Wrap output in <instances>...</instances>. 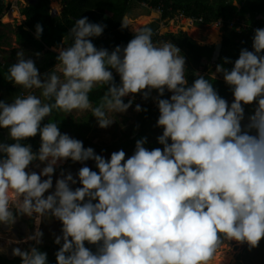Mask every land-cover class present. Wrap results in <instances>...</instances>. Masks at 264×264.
Wrapping results in <instances>:
<instances>
[{
  "label": "clouds",
  "instance_id": "clouds-1",
  "mask_svg": "<svg viewBox=\"0 0 264 264\" xmlns=\"http://www.w3.org/2000/svg\"><path fill=\"white\" fill-rule=\"evenodd\" d=\"M129 27L133 39L109 51L92 42L105 26L79 18L71 43L53 49L58 71L41 75L24 52L7 70V81L29 90L0 101V129L12 141L0 142V226L21 217L35 225L25 238L30 246L12 249L21 264H48L40 225L52 220L62 225L56 264H210L225 241L251 250L264 239V28L230 70L228 58L216 67L232 92L229 104L203 75L189 86L185 57L172 42L157 46L150 28L135 29L125 17L121 29ZM42 32L37 24V39ZM97 87L106 91L93 107L89 94ZM153 91L162 147L149 150L142 137L127 158L122 149L105 158L48 120L54 110H91L107 129L137 94L146 101ZM166 91L169 99L162 98ZM254 103L244 123L245 106ZM135 111H142L139 104ZM38 134L34 152L25 141ZM68 161L83 166L75 176L60 171L54 184L56 169ZM33 164L44 166L36 172Z\"/></svg>",
  "mask_w": 264,
  "mask_h": 264
},
{
  "label": "trees",
  "instance_id": "trees-1",
  "mask_svg": "<svg viewBox=\"0 0 264 264\" xmlns=\"http://www.w3.org/2000/svg\"><path fill=\"white\" fill-rule=\"evenodd\" d=\"M66 7L60 15V17L52 18L50 15V1L49 0H37V3L22 10L21 15L26 18L24 25L19 28L17 35V42L21 46H29L35 51L42 53L43 60L39 66H37L40 73L48 71L58 65L56 60V54L52 53L49 49L61 46L63 42L67 45L71 43L68 36L69 30L73 27L74 22L79 18L87 17L89 22L98 23L105 26L103 34L98 38H93L92 42L96 48H105L112 51L116 46H126L127 43L133 39L134 34L128 32V29H121V21L127 14L132 4L148 3L152 7H161V20L172 19L175 14H183L184 18L201 20L199 25H212L222 20L224 24V37L221 43V52L216 62V67L222 64L225 58L230 59L233 63L224 65L229 70L232 68L236 59H238L240 51L244 48L252 51V38L254 35L253 28H264V0H64ZM234 1H237L239 8L233 5ZM96 10L98 13H93ZM8 11V7H5L3 0H0V26L4 14ZM95 12V11H94ZM5 19V18H4ZM244 20L248 25V29L237 33L235 30L228 28V24L235 20ZM40 24L43 28L42 35L39 39L35 35V26ZM27 28L29 31H24L23 28ZM147 28L152 30L153 43L160 38L163 40H169L179 49L185 51L189 56L194 58L196 66L200 64V60L205 58L207 61H211V57L214 51V46H199L191 38L184 34L172 35L170 33L159 36L157 31L159 29L158 23H152ZM145 28V27H144ZM143 29V28H142ZM2 36H0V41ZM65 46V47H66ZM7 67H4L0 63V92H4L0 97V101H12L19 96L17 90L13 88V83L7 81ZM115 82L119 84L120 78L115 73ZM186 78H188L189 86L193 83L195 78L199 75L205 76L213 83L214 89L218 94L226 99L228 102L233 97L232 92L228 85L224 81L212 78L209 74L203 72H197L190 67L186 69ZM106 91V88L97 87L89 94V99L93 107L97 106ZM156 95L157 93L153 91ZM163 99L165 97H162ZM127 103L128 100L124 99ZM231 104V103H229ZM253 105L245 106V111ZM144 113V122L146 123L150 118V111ZM63 112L54 110L48 120L57 123L60 131L66 129L72 123H69L63 117ZM92 113L90 112L86 119L80 120L81 124L77 128L84 127L88 121L92 120ZM46 119L42 122L46 124ZM146 127L145 124L141 128ZM3 130V129H2ZM134 130V129H132ZM5 135L0 133V142L12 143L7 138V130L2 131ZM85 137L84 134L81 135ZM144 137V131L139 130L132 132L130 136L125 135L127 142L121 146L135 145L136 140ZM25 143L31 144L34 152L38 151L40 147L39 134L36 137L30 138ZM84 147H91L90 141L86 140L83 143ZM146 147L149 150L162 147L157 142L147 143ZM32 225V222L28 223ZM93 252H95V246L85 244ZM59 250V247L53 248H40V251L47 253L48 264H56L55 253ZM0 264H21L19 258L9 259L0 255Z\"/></svg>",
  "mask_w": 264,
  "mask_h": 264
},
{
  "label": "rangeland",
  "instance_id": "rangeland-1",
  "mask_svg": "<svg viewBox=\"0 0 264 264\" xmlns=\"http://www.w3.org/2000/svg\"><path fill=\"white\" fill-rule=\"evenodd\" d=\"M11 0H7L10 2ZM62 2V1H61ZM14 3V2H13ZM57 4V5H54ZM141 4V3H140ZM235 4V3H234ZM52 9L58 11V14L61 11V5L56 2H52L50 4ZM135 10V11H132ZM127 19L130 25L135 29H142L143 27L152 24V22H157L159 25L158 35L161 37L168 33L172 35L184 34L191 38L195 43L199 46H214L217 43L222 42L224 37V24L218 22L212 25H199L196 22H189L188 19L180 17L179 14H175L172 19H160V14L152 11L150 5L147 4L146 7L138 5L135 2L131 7V10L128 11ZM1 23L3 26H0V36L2 39L0 41V63L3 64L4 67L9 68L11 65L15 64L17 61V52H24V55L27 58H31L34 60L36 67L40 65L43 60V52L39 53L35 51L33 48L29 46H21L17 42V35L19 33V28L21 27L22 20L19 18L18 14H13L11 17L5 16L3 17ZM25 28V27H24ZM131 32V27L128 28ZM212 30H216L218 32V42H213L210 40V33ZM164 42H170L169 40H163L160 38L154 44L157 46L162 45ZM54 48H51L50 51L57 55ZM181 54L185 57L186 61V69L190 67L191 69L197 72H203L205 74H209L212 78H214V74H216V62L212 63L211 61H207V59L203 58L200 60V64L196 66L194 63V58L189 56L185 51L180 49ZM56 67V66H55ZM54 67V68H55ZM54 68L40 73L44 75ZM58 71V65H57ZM216 79L223 80L222 75L216 74ZM13 88L18 91L19 96H25L29 94V90H25L20 86H14ZM31 92L37 96H40V90H31ZM4 92H0V97ZM171 93L165 92V98L169 99ZM156 94L152 92L151 97L148 100H143L141 95L137 94L133 100L132 107L126 113L113 115L114 123L108 127L107 129H100L97 125L95 118L88 121L87 125L84 127L77 128L80 120L86 119L91 110L80 112L73 111L71 113H63V117L70 125L66 129L62 130V134H68L70 137L75 138L77 140L82 141L83 143L88 140L91 143V148L97 154H101L105 156V158L110 157L111 153L119 150H124L126 153V158L131 156L134 152L135 145H127L121 146L127 140L125 139V135L130 136L132 132H136L142 129L144 131V137H147L148 143L157 142V137L162 134V129L156 127V122L159 117V111L157 104L155 103ZM42 98V97H41ZM130 97H126L124 99H129ZM15 99V98H14ZM43 99V98H42ZM233 101V97L229 100V103ZM10 103V101H8ZM139 104L142 108V111L137 113L135 111L136 105ZM255 106L249 107L245 111V121L247 123V119L250 115L254 113ZM150 111V118L145 123L144 122V113L146 111ZM81 124V123H80ZM145 124L146 127L141 128ZM134 129V130H132ZM0 131H4V129H0ZM84 134L85 137L81 135ZM44 165H40V168L35 167V164L30 165V169L32 171L39 172L40 169ZM83 165L76 163L73 164L71 161L66 162L60 168L56 169V172L53 176V183L55 184V180L59 178L60 171L71 172L74 176L78 173L79 169ZM87 166L92 170H96L94 166V162H87ZM79 187V184L73 186ZM47 195V194H46ZM32 222V225L28 223ZM23 225L24 234L14 235L12 231L17 229L19 225ZM34 221L27 218L21 217L17 220L15 224H9L8 226H0V255L12 258V249L14 247L27 248L30 245L27 244L25 238L34 230ZM62 225L60 222L52 220L51 222L42 223L40 225V229L43 232V239L40 245V248H53L59 247L54 243L55 237L61 234ZM15 236V237H14ZM222 259L226 264H264V239H262L258 246L253 249H249V246L246 243L240 244L234 241H225L224 245L218 250L216 255ZM215 255V256H216ZM213 259L210 264H214Z\"/></svg>",
  "mask_w": 264,
  "mask_h": 264
},
{
  "label": "crops",
  "instance_id": "crops-1",
  "mask_svg": "<svg viewBox=\"0 0 264 264\" xmlns=\"http://www.w3.org/2000/svg\"><path fill=\"white\" fill-rule=\"evenodd\" d=\"M31 2H33V4H30L28 1L26 0H11L10 2H7V0H3V4L5 7H8V11L4 14V18L5 16L7 15V17H11L13 14H18L19 18L22 20V25H24L25 21H26V18L24 16L21 15V12L22 10H24L25 8L29 7V6H32L34 4L37 3V0H30ZM62 1V2H61ZM14 2V3H13ZM56 3H59L61 5V11L60 13L58 14L57 17H60V15L62 14V12L64 11V8L66 7V2L64 0H59L58 2ZM51 4V3H50ZM138 5H141V4H138ZM133 6V4H132ZM131 6V7H132ZM131 7L129 9V11L131 10ZM52 8L50 7V10ZM95 11V12H94ZM132 11H135L132 9ZM93 13H98L96 12V10H93L92 11ZM128 13V12H127ZM128 14H126L123 18H127ZM123 20V19H122ZM21 25V26H22ZM24 31H29L27 28H23ZM62 46V44H61ZM63 46H66V44H63ZM51 49V48H50ZM49 49V50H50Z\"/></svg>",
  "mask_w": 264,
  "mask_h": 264
},
{
  "label": "built area",
  "instance_id": "built-area-1",
  "mask_svg": "<svg viewBox=\"0 0 264 264\" xmlns=\"http://www.w3.org/2000/svg\"><path fill=\"white\" fill-rule=\"evenodd\" d=\"M49 1L52 3V2H58L59 0H49ZM234 3H235V4H234ZM234 3H233V5L236 6L237 8H239V5H238L237 1H234ZM141 6L146 7V4H145V3H141ZM158 11H159V13L162 12L160 6L158 7ZM179 16L184 18L183 14H181V13L179 14ZM185 19H186V18H185ZM188 20H190L191 22H192V21H193V22H196V23L201 22V20H195V19H188ZM218 22H220L221 24L223 23L222 20H220V21H218ZM218 22H217V23H218ZM228 28L231 29V30H235L237 33H241L242 31L248 29V25L246 24V22H245L244 20L235 19V20L231 21V22L228 24ZM256 29H259V28L254 27V28H253V32H254V33H255V30H256Z\"/></svg>",
  "mask_w": 264,
  "mask_h": 264
},
{
  "label": "water",
  "instance_id": "water-1",
  "mask_svg": "<svg viewBox=\"0 0 264 264\" xmlns=\"http://www.w3.org/2000/svg\"><path fill=\"white\" fill-rule=\"evenodd\" d=\"M26 1H28L30 4H33V2H31L30 0H26ZM50 15H51L52 18H55V17L58 16V11L55 10V9H51L50 10ZM128 32L131 33V34H134L130 30H128ZM221 43L222 42L217 43V44L214 45V51H213V54H212V57H211V62L212 63H215V62L218 61V58H219L220 52H221V46H222Z\"/></svg>",
  "mask_w": 264,
  "mask_h": 264
},
{
  "label": "bare ground",
  "instance_id": "bare-ground-1",
  "mask_svg": "<svg viewBox=\"0 0 264 264\" xmlns=\"http://www.w3.org/2000/svg\"><path fill=\"white\" fill-rule=\"evenodd\" d=\"M54 5H57V4H54ZM189 22H191L190 20H189ZM211 35H210V40H212V41H217L218 40V32L216 31V30H212V32L210 33ZM234 242H236V241H234ZM215 260H214V264H226V262L224 261V258H220L219 256H218V254L215 256V258H214Z\"/></svg>",
  "mask_w": 264,
  "mask_h": 264
},
{
  "label": "flooded vegetation",
  "instance_id": "flooded-vegetation-1",
  "mask_svg": "<svg viewBox=\"0 0 264 264\" xmlns=\"http://www.w3.org/2000/svg\"><path fill=\"white\" fill-rule=\"evenodd\" d=\"M146 5L148 4V3H145ZM150 8L152 9V11H154V12H157V13H159V11H158V6L157 7H152L151 5H150ZM160 15H161V13H159ZM152 23H157V22H152ZM150 25V24H149ZM148 26V25H147ZM146 27V26H145ZM144 28V27H143ZM159 30V29H158ZM157 33H158V31H157ZM0 133H2V135H5L4 134V132H1L0 131ZM12 233L14 234V235H23L24 234V231H23V225H19L18 226V228L17 229H14L13 231H12ZM17 235H16V237H17ZM15 237V236H14ZM14 257H12V258H9V259H13Z\"/></svg>",
  "mask_w": 264,
  "mask_h": 264
}]
</instances>
